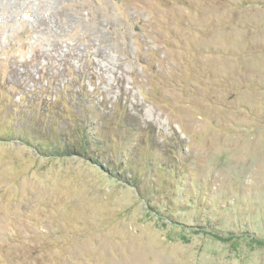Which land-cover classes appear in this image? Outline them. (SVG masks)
Here are the masks:
<instances>
[{"label": "rangeland", "instance_id": "rangeland-1", "mask_svg": "<svg viewBox=\"0 0 264 264\" xmlns=\"http://www.w3.org/2000/svg\"><path fill=\"white\" fill-rule=\"evenodd\" d=\"M79 89L143 195L4 133ZM0 135V264H264V0H0Z\"/></svg>", "mask_w": 264, "mask_h": 264}, {"label": "trees", "instance_id": "trees-1", "mask_svg": "<svg viewBox=\"0 0 264 264\" xmlns=\"http://www.w3.org/2000/svg\"><path fill=\"white\" fill-rule=\"evenodd\" d=\"M70 80L72 81L71 83H68L67 86H71L73 81L75 83H77L78 81L82 82L84 80V76L80 74L79 77H73ZM62 93L64 92L60 91L58 93V97L60 99L63 98V100L65 101L68 96L65 97L62 95ZM75 95L81 98L84 97L83 100L86 101L87 107L82 108L81 106L78 108V116L76 115V118H74V121H71V125L67 129H59V131H56V128L51 125L50 122H44V128L39 130L38 133H35L32 130L29 131L28 126L34 127V122L37 118L35 116L34 119L29 121L27 127L19 129L18 127L14 128L12 127V125H7L5 127L4 133L6 134L7 132L8 136L10 137L9 141L16 140L17 138V140L22 142L24 145L36 148V152L39 155L48 159L50 158L51 160L66 161L71 158H82L86 163H89L91 165L94 164L104 169V165L106 164L108 167L105 172H115L116 177L119 181L132 183V186L139 189L138 182L136 181L138 177L136 173L132 172V169L130 167L133 166V161L130 159L131 157L124 155L125 150H120L122 151V155L119 157L118 162L115 160V158L114 161L110 159L106 161V155L103 153V151H101L102 154L100 153V150L103 148V142L102 139H100L101 137H99L100 133H97L98 130L94 129L99 120L98 117L95 116V114H97V109H95L96 105L94 103L95 101L89 98V95H91V93H88L83 89H79L75 92ZM73 96L74 95H72V98ZM14 108L16 110V107ZM12 114V119L21 117L20 114H16L15 111ZM40 116L45 117V119L47 120V118L49 116H52V114L49 110H45ZM59 116L60 115H58L57 117L59 118ZM130 117L131 113L129 112V116L125 117L126 122L123 121L121 124L125 125L129 121ZM126 129L129 130L130 128L126 127ZM3 138L5 137L3 135H0V140H3ZM43 148L45 150H43ZM94 149H97V151H94ZM113 154L115 155V153H111V156H113ZM109 165H111L112 169H109ZM121 170L124 175L122 174V172L118 173ZM127 174H131V178H133L131 181H135L134 183L131 182L130 179L126 178ZM140 193L143 195L142 191H140ZM147 204L149 205V203ZM149 206L152 207V205ZM7 255L9 258V255L12 256V252H10L9 254L7 253Z\"/></svg>", "mask_w": 264, "mask_h": 264}]
</instances>
